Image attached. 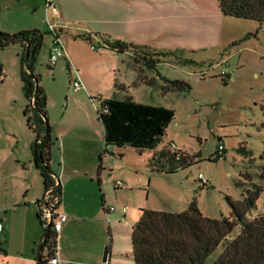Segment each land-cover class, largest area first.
Wrapping results in <instances>:
<instances>
[{
  "label": "rangeland",
  "instance_id": "obj_1",
  "mask_svg": "<svg viewBox=\"0 0 264 264\" xmlns=\"http://www.w3.org/2000/svg\"><path fill=\"white\" fill-rule=\"evenodd\" d=\"M44 1L0 0L1 19L7 26H10L12 21L15 23L17 19L21 25L25 24L31 26L30 29L44 32L38 57L43 62L47 60L51 39ZM55 1L56 4L61 2ZM64 1H68L67 4H64ZM64 1L62 0L66 6L65 15L60 22L64 26L61 34L63 42L71 39L72 34L87 31L86 28L91 30L95 45H98L95 41L97 38L121 40L113 36L116 32L113 25L103 24L93 12L95 10L96 13L100 11L108 14L107 16L112 15L120 8L119 2L78 0V3L73 5L71 0ZM147 8L145 13L155 15L156 23L171 19L173 24L179 25L178 32L158 41L154 50L159 53L156 56L159 57L156 69L144 65L139 56L134 58L132 55L118 53L113 56L111 53L102 52V48L95 49L100 55L84 51L80 60L98 67L103 77L107 75L102 85L104 94L108 97L112 96V89L109 90L108 87L110 74L108 75L107 71L111 70L113 63H123L116 74L118 79L128 86L125 91H121L122 95H131L135 101L162 105L174 110V118L154 150L178 149L188 154L192 162L184 168H177L176 171L152 173L149 164L152 157L150 149L144 150L140 156L134 147L127 145L124 157L138 165L140 171L136 173L126 167L118 170V147L114 146L115 156L110 162L115 166L114 172L109 170L113 169L110 167H106L102 172L104 192L106 197L110 198V204L116 205L118 198L128 204L126 198L129 197L131 202H141L156 210L175 212L185 210L195 198L204 216H229L230 206L226 196L236 200L242 198L243 190L235 184L238 179L245 180V175L250 174L255 182L264 186V179L258 177L260 174L264 177V30L259 28L255 20L223 15L217 0H179L176 6L170 8L153 5L148 10ZM136 11L140 12L139 9ZM150 27H153V23ZM100 28L108 30L109 35ZM142 33L143 35L135 33L136 38L148 34ZM151 55L154 56L153 53ZM20 60V48L16 46H9L0 51V68L4 74L0 75L2 205L22 197L26 199L27 193L34 196L41 191V187L43 188L42 178L35 164L29 163L30 172H26L21 170L19 163L21 160H26L27 163L32 158L33 151L30 146L35 140L23 116L26 100L19 76ZM126 63H136L139 68L142 67L143 77L140 79V73ZM43 64L47 76H40L39 79L41 83L47 82L50 88L47 114L50 125V122L53 119L58 120L64 111L66 97L63 92L69 85L70 77L66 59L58 60L51 69L47 67V63ZM161 76L184 81L188 86L182 90H166L164 86L167 83ZM148 79L152 81H146ZM95 105L98 109L99 103L96 100ZM54 142H57V139L54 138ZM171 143L174 147L170 146ZM219 145L222 147L219 148ZM242 145L245 146L246 153L240 151L239 147ZM56 146L55 143L54 147ZM56 150L53 169L50 167L53 173H56L54 170L61 162V153L57 154ZM168 166L169 164L165 169ZM145 171H149V174ZM200 173L207 179L206 185H202L198 180ZM126 175L131 176L134 182L122 178ZM148 178H151L150 181ZM116 180L132 184L133 192L127 196L123 194L122 197L119 193H127L128 190L116 188ZM72 184L75 189L84 193L92 189L97 193L99 191L96 178L91 180L77 177ZM41 199L42 196L39 200ZM247 216L264 218V190L256 201V207L249 211ZM240 228V225H237L228 237L232 238ZM125 232L123 228L121 237H126L132 251L130 235ZM222 248V245H219L205 264H211ZM129 261L134 264L132 256Z\"/></svg>",
  "mask_w": 264,
  "mask_h": 264
},
{
  "label": "crops",
  "instance_id": "obj_2",
  "mask_svg": "<svg viewBox=\"0 0 264 264\" xmlns=\"http://www.w3.org/2000/svg\"><path fill=\"white\" fill-rule=\"evenodd\" d=\"M71 1L73 5L78 3V0ZM111 1H117L120 4V8L116 13L113 12L112 15L107 16L108 14H103L100 11L96 13L93 10V12H95V16L100 18L99 21H102L103 24L113 25V28L116 29L115 34H113L114 37L134 44L146 45L148 49L154 51L160 39L174 35L175 32L179 31V25L173 24L171 19H168L166 22L156 23L154 21V18H156L155 15L150 16L145 13L146 7H148L147 10L152 5L155 7L170 8L171 6H176L179 0ZM67 2L64 1V4H67ZM57 4L58 15L56 16L50 8L47 9L45 7L44 10L47 14V21L62 25L60 22L65 15L66 6L63 5L62 0ZM137 9L140 12H137ZM1 14L2 12L0 11V29L3 31L15 33L20 30L30 29L31 27L25 24L21 25L17 19L15 23L12 21L10 26H7L1 19ZM49 15L53 18L52 20L49 18ZM152 23L153 27L151 28L150 24ZM156 26L159 27L156 28ZM63 28L62 26L59 28L60 34H62ZM100 29H104V33L109 35L108 30H105V28ZM86 30L83 33L72 34L71 39H67L64 42L65 57L60 59H66L70 77L69 85L66 87L65 92H63L66 97V105L59 119H53L50 122L53 143L50 149L51 159L49 167H53L55 149H57V154L60 155L61 153V162L58 163V167L54 170L56 173L52 174L56 182L59 181L61 188L57 211L67 216L62 222L57 234V256L62 264H131L129 261L131 259V249L129 248L126 237H121L123 228L126 231L125 233L130 235L131 240L132 225L139 218L141 207L154 208L145 206L141 202H131L128 199L129 197L126 198L128 204H124L119 198H116V205L110 204L108 202L110 198L106 197V193L104 192L102 172L105 171L106 167L113 168L109 170H113L114 172L115 166L110 162L114 160L115 151L113 149L114 145H111L107 151L103 150L105 144L104 129L98 119L95 97H108L104 94L105 89H103L104 85H102L107 75L105 74V77H103L98 67L81 61L80 55L84 54V51L98 54V51L95 50L97 48H102L104 50L102 52L111 53L113 56L118 52L105 49L103 47L105 45L104 40L100 38L95 39L98 45L93 44L91 30L87 28ZM142 32L148 34L145 37L136 38L135 33L143 35ZM81 35H88L90 40ZM92 45L96 48H92ZM9 46L20 48L18 44ZM9 46L3 50L9 48ZM118 54L131 55L128 51ZM38 60L39 58L37 59V63ZM39 62V65L36 64L35 69L36 73L39 74V78L40 76H47V71H45L43 63H47L49 69L52 68L51 66L56 65V63L54 65L49 63L48 49L47 60L43 62L41 59ZM122 64L113 63L111 70L107 71L108 75L110 74V84L108 87L109 90L112 89V94L117 90L116 83L123 84L126 88L128 87L125 82L120 81L116 76ZM127 65H131V63ZM140 69L142 70V67ZM1 75H4L3 72ZM75 77H79L83 84L77 90L73 88L71 83ZM39 83L46 91L48 114L50 88L45 81ZM101 128L103 131H101ZM54 138L57 139V142H54ZM34 141L30 146L32 150L34 149ZM55 143L57 148L54 147ZM124 149H126V146L118 147L116 151L119 158L118 170L126 167L127 170H135L138 173L137 171H140V167L130 159L124 157ZM154 149H150L152 151L149 150L152 155L155 152ZM144 150L146 151V149H136L140 156ZM21 161L19 162L22 166L21 170L26 172H30L29 163L35 164L33 156L27 163L26 160ZM145 172L149 174V171ZM77 177L91 178V180L96 178L99 183L98 193L93 189L86 193L75 189L72 186V181H75ZM122 178H128L134 182V179L129 175H126V177L122 176ZM148 179L150 181L151 178ZM124 185L121 188H126L128 192L121 191L119 193L121 196L123 194L127 196L133 192L132 184L124 183ZM44 194L45 191L41 187V191L34 196H29L27 193L26 195L28 197L26 199L22 197L3 203L4 205L2 203L0 204V264L37 263L43 229L40 225L41 223H39V219H37V206L35 202L39 201ZM110 205H113L114 209L106 210L105 207ZM125 205L126 210L123 212L122 206ZM45 253L46 251L42 250L41 254L45 255Z\"/></svg>",
  "mask_w": 264,
  "mask_h": 264
},
{
  "label": "trees",
  "instance_id": "obj_3",
  "mask_svg": "<svg viewBox=\"0 0 264 264\" xmlns=\"http://www.w3.org/2000/svg\"><path fill=\"white\" fill-rule=\"evenodd\" d=\"M217 5L223 15L255 20L259 28L264 30V0H217ZM81 36L90 40L88 35ZM43 37L44 32L35 28L15 33L0 30V50L12 44L20 46L19 75L26 99L23 115L27 127L35 135L33 160L42 178L44 191L52 187V194L58 199V205L60 183L56 182L49 167L53 139L47 119V95L39 83V74L35 71ZM104 43V48L118 53L128 51L132 57L139 56L148 68L156 69L159 64V57H156L159 53L148 49L146 45L119 39H104ZM131 65L140 73L138 76L141 79L142 70L136 63ZM32 73L37 77V85L30 76ZM161 77L167 83L164 86L166 90H182L188 86L184 81ZM146 81L151 82L152 79ZM115 86L117 90L112 96L95 97L99 103L97 115L104 129V142L117 147L128 145L138 150L154 149L173 120L174 110L162 105L135 101L131 95L121 94V91L126 90L123 84L116 83ZM239 149L243 153L247 152L243 145ZM191 162L189 155L181 150L163 148L153 153L149 164L153 172L161 173L176 171ZM258 177L264 179L262 174ZM235 184L242 188L243 193L242 198L238 200L226 196L230 206L229 216H204L195 198L185 210L179 212L141 208L140 216L131 230V256L134 264H205L219 245H222V251L211 264H264V218L247 216L249 211L256 207V201L264 186L255 182L250 174L245 175V180L238 179ZM37 218L40 221L38 209ZM40 223L44 236L40 245L42 250L46 251L45 255L41 254L42 264L47 263L49 257L54 254L56 233L52 229V222L47 230L41 221ZM237 225L241 227L239 232L229 238V234Z\"/></svg>",
  "mask_w": 264,
  "mask_h": 264
},
{
  "label": "built area",
  "instance_id": "obj_4",
  "mask_svg": "<svg viewBox=\"0 0 264 264\" xmlns=\"http://www.w3.org/2000/svg\"><path fill=\"white\" fill-rule=\"evenodd\" d=\"M45 6L46 8H50L54 15H58V9L56 6L55 0H45ZM48 24V30L50 33V43L48 47V59L49 63L51 65H54L60 58L65 57V45L62 40L60 30L59 28L63 25H59L58 23H52L47 21ZM92 48H96L94 45H92ZM72 86L74 89H80L83 84L82 81L80 80L79 77H75L72 79ZM171 147H174V144L171 143ZM110 147V144L105 143L104 144V150L107 151ZM222 146L219 145V148ZM178 150V149H176ZM198 180L200 181L201 184L207 183V179L204 177L202 173L198 175ZM116 188H121L124 187V183L120 180H116L114 183ZM54 199V200H53ZM57 201L58 199L52 194V187L48 188L45 191L44 196L42 197L41 200L37 202V209L39 210V215H40V221L43 223V225L46 227V225L49 222V219L52 218V229L56 233L55 239H57V234L61 228L62 222L66 219L65 214L58 213L57 211ZM106 210H113L114 206L110 205L105 207ZM126 210V206H122V211L124 212ZM49 264H62L61 260L57 256V250H56V245H55V250L54 254L49 257L48 259Z\"/></svg>",
  "mask_w": 264,
  "mask_h": 264
},
{
  "label": "water",
  "instance_id": "obj_5",
  "mask_svg": "<svg viewBox=\"0 0 264 264\" xmlns=\"http://www.w3.org/2000/svg\"><path fill=\"white\" fill-rule=\"evenodd\" d=\"M30 76L33 78V80L35 81V85H37L38 84V80H37V77H36V75L35 74H30ZM47 120V119H46ZM34 148H35V145H34ZM51 222H52V218H50L49 219V222H48V224L46 225V230L47 229H49L50 227H51ZM44 237V236H43ZM42 249H43V247H42V245H40V247H39V251H38V255H37V263L36 264H41V260H42V258H41V252H42Z\"/></svg>",
  "mask_w": 264,
  "mask_h": 264
}]
</instances>
